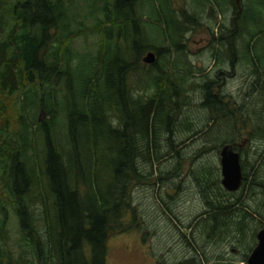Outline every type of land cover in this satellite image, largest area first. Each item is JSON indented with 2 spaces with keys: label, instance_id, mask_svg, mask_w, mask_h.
<instances>
[{
  "label": "trees",
  "instance_id": "16d2710c",
  "mask_svg": "<svg viewBox=\"0 0 264 264\" xmlns=\"http://www.w3.org/2000/svg\"><path fill=\"white\" fill-rule=\"evenodd\" d=\"M252 1L248 9L255 8L256 17L250 20H258L264 1ZM139 2L143 13L136 12ZM229 2L238 11L243 8L241 0L238 7ZM69 8L68 0H0V184L16 215L19 238L35 258L13 260L0 246V264H106L108 238L136 224L129 188L139 176V165L151 171L153 163L164 157L158 129L171 121L177 97L184 101L182 90L172 88L166 94V81L157 74L155 61L149 65L154 71L148 67L153 72L149 78L153 94L132 96L128 86L132 72L145 73L141 55L146 49L157 57L179 48V18L164 0H86L87 11L80 20L70 15ZM248 9L235 20L245 25ZM144 14L154 20L162 47L146 46ZM87 16L90 23L84 24ZM234 27L241 28L237 21ZM85 34L97 36L95 50L75 47L79 35L86 38ZM254 35L249 32L244 46L246 61L257 63L253 71L259 63V37ZM199 87L206 91L205 105L216 106L209 84ZM251 101L249 120L240 121L249 123L248 139L261 144L248 170L246 159L240 160L242 185L237 193L224 190L217 166L192 170L204 210L193 223L177 219L178 226H172L187 251L172 264H210L201 243L226 239L235 244L232 247L245 246L244 261L255 244V233L264 223H253L247 239L245 225L253 220L252 214L264 219V213L247 205L241 194L254 193L251 183L264 166V83ZM39 111L44 118H37ZM234 114L240 115L235 108ZM227 131L222 144L235 136L234 129L229 135ZM37 186L43 203L41 232L29 210L38 198L30 194ZM2 210L0 245L6 218Z\"/></svg>",
  "mask_w": 264,
  "mask_h": 264
},
{
  "label": "rangeland",
  "instance_id": "374dc122",
  "mask_svg": "<svg viewBox=\"0 0 264 264\" xmlns=\"http://www.w3.org/2000/svg\"><path fill=\"white\" fill-rule=\"evenodd\" d=\"M68 1L70 15L75 20L82 19V15L87 11L86 0ZM164 2L179 18L182 31L177 35L181 36V41L178 50H172L169 55L155 56L154 61L157 65L155 68L157 74H162L160 76L166 81V94H169L172 88L177 91L182 90L184 101L182 97H177L176 110L170 115L171 121L168 124L165 121L158 129V146L164 157L153 163L151 171L146 165L144 167L139 165V176L135 177L129 188L131 205L135 207L136 215L133 220L136 224L108 238L106 264H172L171 261L176 263L186 255L187 251L178 235L175 236L172 226H178L177 219L182 222L191 219L193 223L194 217L204 210L192 177V170L200 165L217 166L219 169L218 152L223 145L222 140L227 135L226 129L228 135L234 129L235 136L232 141L240 144L239 163L240 160L246 159L247 170L255 157L253 152L261 144L248 139L249 123L240 119L243 117L249 120L254 110L251 100L258 93V85L252 90L253 92L251 90L247 92L248 83L253 79L257 81L259 78H264V75L259 77L264 69V14L261 18L258 16V20H250L253 16L256 17L255 8L248 9L252 0H243V2L239 0L243 7L241 9L240 6L239 11L236 7H232L229 0H164ZM141 6H143L141 2L135 5L137 13H143ZM246 7L248 9L246 19L249 21L244 25L235 20V17ZM182 13H185L186 20L183 19ZM95 14L100 16L98 11ZM141 19L144 20L142 35L146 37V46L162 47L164 45L161 42L162 35L160 37L156 35L154 20L148 19L146 14ZM236 21L237 26H241L240 30L238 28L235 30ZM83 22L89 24L90 18L87 16ZM249 32L259 37L256 49L260 64L258 63L255 71L252 70V66L257 63H248L244 56V46L249 38ZM85 35L86 38L79 35L75 47L79 51L95 50L98 43L97 36ZM146 51L149 50L146 49L141 57ZM152 63L141 65L145 73L136 71L129 75L128 86L132 96L147 97L154 93L149 80L153 72L148 71V67L154 71V68L150 67ZM218 68L228 70V74L220 73L215 78V71ZM230 68L233 71L232 75H229ZM258 69L261 71L259 72ZM206 83L209 84L212 96H216L215 92L218 90L221 95L220 100L224 104L220 105L217 102V105L210 106L211 108L205 105L203 98L206 91H203L204 89L199 85ZM261 105L257 104L256 107L261 108ZM234 108L240 114L238 117H235ZM6 116L9 122V109L6 110ZM44 116L42 111L37 114L38 119ZM244 139V143L241 144ZM61 143H64L63 136ZM241 173H243L242 169ZM258 174L260 177L251 183L254 193L249 192L247 196L246 190H243L241 200L264 213L261 205L264 203L262 197L264 166ZM247 180L250 181L249 176ZM241 185L242 183L237 190L228 192L237 193ZM246 187L247 184H244V188ZM30 194L38 196V186L32 189ZM29 197L30 195L27 199ZM0 209L6 213L4 241L0 245L2 249L10 251L13 260L35 261L29 246L19 238L17 218L8 205V198L1 184ZM29 210L34 215V224L41 232L43 226L41 196L32 201ZM252 215L253 220L247 221V227L245 225V236L253 228V223L254 225L259 222L264 223V219L256 213ZM129 216L130 214L126 216L127 223L132 221ZM231 244L230 239L219 243H201L204 254L210 257V264H245V260L242 261L245 246L232 247Z\"/></svg>",
  "mask_w": 264,
  "mask_h": 264
},
{
  "label": "water",
  "instance_id": "95a60500",
  "mask_svg": "<svg viewBox=\"0 0 264 264\" xmlns=\"http://www.w3.org/2000/svg\"><path fill=\"white\" fill-rule=\"evenodd\" d=\"M238 7L239 0H233ZM155 60L153 51H146L141 57L145 64H151ZM219 158V183L226 191H235L242 181V173L239 163V153L234 150L231 143L220 146ZM255 244L249 251L245 264H264V225L255 233Z\"/></svg>",
  "mask_w": 264,
  "mask_h": 264
},
{
  "label": "flooded vegetation",
  "instance_id": "af4514ba",
  "mask_svg": "<svg viewBox=\"0 0 264 264\" xmlns=\"http://www.w3.org/2000/svg\"><path fill=\"white\" fill-rule=\"evenodd\" d=\"M258 71L260 72L261 70L258 69ZM220 73L228 74V70L220 69V68L216 69V71H215V78L218 77V75H219ZM232 73H233V71H231V68H230V74H229V75H232ZM263 75H264V69L260 72L259 77H262ZM260 80H261V81H260ZM262 83H264V78H262V79L259 78V79H257V81L253 79L252 82H251V83L249 82L248 85H247V92H248V90H249V91L251 90V92H253L252 90L255 88V86L258 85V86L260 87V86H261L260 84H262ZM218 86H219V85H218ZM204 91H205V90H204ZM215 95H216V96H214V97H215L216 101H217L220 105H221V104H224V103H222L221 100H220V99H221V95H220V93L218 92V90H216ZM226 101H228V99H226ZM223 114H224V113H223ZM227 115L230 116V113L227 112ZM222 116H224V115H222ZM215 118H216V116H215ZM244 141H245V139L241 141V144L244 143ZM226 143H227V142H226ZM223 144H225V143H223ZM231 144L233 145L234 150H236V151L239 153V149H238V148H240V147H239L240 144H236V143H234V141H231Z\"/></svg>",
  "mask_w": 264,
  "mask_h": 264
}]
</instances>
